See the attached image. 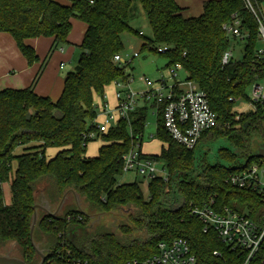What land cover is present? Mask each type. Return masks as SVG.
Wrapping results in <instances>:
<instances>
[{"label":"trees","instance_id":"obj_1","mask_svg":"<svg viewBox=\"0 0 264 264\" xmlns=\"http://www.w3.org/2000/svg\"><path fill=\"white\" fill-rule=\"evenodd\" d=\"M138 1L151 36L131 25L134 0H0V32L14 37L29 64L39 57L28 39L46 36L54 40L29 87L0 90V238L30 243L33 205L47 202L54 211L69 191L74 204V193L78 195L80 208L65 206L56 216H47L41 210L39 231L47 237L64 232L63 238L75 253L93 264L143 261L158 253L160 242L176 237L186 238L200 261L221 264L213 250L228 251L226 246L213 231L205 233L201 221L188 216L187 206L190 201L201 203L216 195L219 203L247 212L259 223L264 217V205L256 192L226 182L231 172L259 160L253 150V133H259L264 141L260 112L239 113L234 108L239 98L247 96L251 85L264 78V59L256 55L257 21L247 8L249 1L262 12L264 0H206L203 12L195 17H185L176 0ZM235 15L249 36L243 58L223 64L222 55L233 38L225 26ZM73 18L87 26L81 52L74 70L65 75L60 97L53 101L38 95L34 87L51 53L68 43ZM125 33L141 38V50L150 53L167 46L168 51L162 54L166 66L181 63L187 77L207 93L219 124L204 133L200 142L231 140L237 154L219 148L220 156L233 161L230 165L203 162L198 169L196 148L189 150L176 142L160 113L156 117V137L163 146L159 154L146 156L164 164L168 182L161 177L149 180L148 198L139 183H118L117 177L123 174L122 155L145 132L146 105L132 113L130 124L119 120L101 134L98 153L87 155L88 134L97 130L93 123L98 114L95 96L103 100L113 81L130 78L127 66L114 61V56L125 50ZM19 146L23 151L16 154ZM49 148L55 149L53 156L47 155ZM236 158L245 161L238 163ZM4 182H10V204H5ZM95 213L122 216L129 224L119 226V231H91L87 224ZM79 217L83 221H78ZM135 230L137 236L132 237ZM118 232L131 238L123 242ZM52 248L48 247V254Z\"/></svg>","mask_w":264,"mask_h":264},{"label":"built area","instance_id":"obj_2","mask_svg":"<svg viewBox=\"0 0 264 264\" xmlns=\"http://www.w3.org/2000/svg\"><path fill=\"white\" fill-rule=\"evenodd\" d=\"M90 2L92 3L93 0ZM247 8L257 21L258 40L264 44V15L249 1H247ZM225 27L234 39L245 40L249 36L248 30L244 29L243 22L237 15ZM167 51L168 47L165 45L157 48L160 54ZM139 55L140 52L137 50L133 53L123 51L114 56V61L119 65L129 66L132 59ZM232 55L230 49L226 50L222 55V63H229L233 59ZM256 55L264 59V47L263 49L256 48ZM168 69L171 73L168 80L162 77L158 81H153L148 76H141L139 81L146 84V90L134 91L130 87L133 78L127 81H113L116 88L115 104L111 106L108 103L106 94L102 103L96 104L98 114L93 123L97 130L90 132L88 137L93 139L96 135L106 133L111 127L116 126L119 120H125L130 124L132 113L137 108L146 105L149 109L152 108L156 117L162 113L165 127L176 142L189 150L196 148L203 134L218 126V113L211 107L207 93L196 82L188 77L184 80L178 78V71L183 69L181 63H176ZM263 80L264 78L251 85L248 108L242 112L259 111L260 119L264 124ZM143 138L144 134H141L140 139H137L130 150L122 155L123 172L135 171L149 180L161 177L168 182L169 175L164 164L149 158L143 152ZM226 182L238 189L256 192L264 205V157L231 172ZM187 210L189 217L203 223L205 233L213 231L218 240L230 251L218 248L213 250V256L219 258L221 264H264V217L259 223L247 212H241L229 205L219 203L216 195H211L201 203L190 201ZM68 219H72V216H68ZM78 221L83 220L79 217ZM63 235L64 232L58 234L60 240L51 249V254H48L45 264H93L89 258L76 254ZM129 263L207 264L198 259L189 241L183 237H176L169 242H160L157 254L143 261L133 260Z\"/></svg>","mask_w":264,"mask_h":264},{"label":"rangeland","instance_id":"obj_3","mask_svg":"<svg viewBox=\"0 0 264 264\" xmlns=\"http://www.w3.org/2000/svg\"><path fill=\"white\" fill-rule=\"evenodd\" d=\"M261 11L264 15V3L261 5ZM76 20V18L72 19V22ZM79 20V19H77ZM81 22V21H78ZM131 25L133 28L137 29L138 31L142 32L146 36H151V28L148 22V19L146 17V14L144 13L140 2L138 0H134V6H133V18L131 20ZM122 39L125 44V50L126 52H131L137 50L140 52V55L136 58H133L132 63L126 67V71L130 74V79H132L130 83V87L134 91H141L146 90L147 86L145 83H142L139 81V78L141 76H148L153 81H158L162 77H165L167 80L169 79L171 73L166 66L167 60L166 58L160 54V53H150L145 50H141V44L142 39L139 37H135L130 33H125L122 36ZM245 40L242 39H233L230 40L229 49L232 51V57L234 60H241L243 58L244 53V43ZM133 45V46H131ZM63 47H67V45H64ZM264 44L260 41L257 43V49H263ZM76 48V53L74 60L71 64L67 65L65 68L66 74L69 71L74 70V66L78 62V57L80 55L81 49L80 47L74 46ZM187 77V73L185 70H179L178 71V78L181 80H184ZM264 83V80H263ZM115 91L116 88L114 85L110 86L108 90L106 91V99L110 104H113L115 101ZM248 95H250V89L247 90V96L239 98L235 103V110L237 112L245 111V109L248 108ZM95 103L97 105H100L102 103L101 98H96ZM156 116L153 114L152 108L149 109L148 117H147V125L144 132V138H143V144L142 148L144 151L148 153H160L162 149V142L159 141L156 137ZM252 139L254 140L252 142L253 144V150H256L259 144L262 142V137L259 133H253ZM102 143V135H96L93 139L89 140L87 143V154L88 156H95L98 153V149ZM227 148L232 150L237 154V148L234 146L233 142L231 140H228L227 138H216V139H209V140H203L199 142V144L196 147V161H197V168L200 169V166L203 164V162H207L210 164H224V165H230L231 161L228 158H224L223 156H220L219 154V148ZM23 151V147L19 146L15 149L16 154H20ZM47 155H52V149H47ZM54 155V153H53ZM52 155V156H53ZM237 162L244 163V159L236 158ZM16 163H14V166ZM118 183H132L137 182L141 186L145 198L149 197L148 192V183L149 179L144 177L143 175L135 172V171H127L123 172L122 175L117 177ZM3 191L5 196V202L11 203V192H10V182H4L3 183ZM40 201V200H39ZM40 203V202H39ZM67 204V205H66ZM65 206H68L70 208H77L79 205L76 203L74 204V199L72 197V194H68L66 201L63 205V209ZM83 208H86L85 205H81ZM61 210V212L63 211ZM39 211V217L41 214V209H38ZM37 224V223H36ZM126 219L122 216H109V215H102L98 216L96 218H90L87 224V228L91 231H100V230H116L119 231V226L121 225H127ZM137 230L132 231V237L137 236ZM119 233V232H118ZM41 239L39 240V238ZM119 238L123 242H127L131 237L128 234H122L119 233ZM34 240L35 243L38 244L39 242H43L44 246H48L50 248L54 247L58 241V236H45L44 233L39 231V226L35 227L34 230Z\"/></svg>","mask_w":264,"mask_h":264},{"label":"crops","instance_id":"obj_4","mask_svg":"<svg viewBox=\"0 0 264 264\" xmlns=\"http://www.w3.org/2000/svg\"><path fill=\"white\" fill-rule=\"evenodd\" d=\"M176 1L182 7V13L185 17H195L203 12V3L206 0ZM78 21L81 20L76 19L72 22L71 31L68 35V43L65 44L67 47L57 48L47 59L41 77L34 87L38 95L47 96L53 101H57L60 97L64 88L66 75L64 70L66 66L71 64L74 60L76 53V48H74V46L80 47L87 27L83 21ZM27 42L34 47L39 57V60L33 64L28 63L25 56L20 52L14 37L10 33L0 32V90L5 88L21 89L29 87L53 46L54 40L53 37L41 36L28 39ZM112 85L114 84L111 83L106 88V91ZM96 98L100 97L95 96V99ZM114 104L115 101L110 105L113 106ZM161 146H163V143ZM49 149H52L53 155L55 149ZM143 152L146 154H159L148 153L144 150Z\"/></svg>","mask_w":264,"mask_h":264},{"label":"flooded vegetation","instance_id":"obj_5","mask_svg":"<svg viewBox=\"0 0 264 264\" xmlns=\"http://www.w3.org/2000/svg\"><path fill=\"white\" fill-rule=\"evenodd\" d=\"M5 204L10 203L5 202ZM41 237L42 236H40L39 240L41 239ZM35 245L37 246L38 251H36L35 246L32 244L31 240L30 243L22 244L14 238H0V256H9L12 258L20 259L24 262V264H40L44 256L45 259L43 264H45L46 258L48 256V246H44V243L42 241L38 244L35 243Z\"/></svg>","mask_w":264,"mask_h":264},{"label":"water","instance_id":"obj_6","mask_svg":"<svg viewBox=\"0 0 264 264\" xmlns=\"http://www.w3.org/2000/svg\"><path fill=\"white\" fill-rule=\"evenodd\" d=\"M263 127H264V124H263ZM255 153L259 157H264V143H261L258 145ZM69 193H70L69 191L64 193L63 197L61 198V200L57 206V208L54 211H51L50 206L47 202L36 203L33 205L34 212H33V218H32V222H31V226H30L29 236H30V240H31L32 244L35 246L36 251H38V248L34 242V230H35L36 223H37L38 217H39L38 209H41L42 211H44L45 215H47V216L58 215L61 212V210L63 209V205H64L66 198H67ZM74 196H75L77 204L79 205L78 208H80L79 197L76 193H74ZM90 216L92 218L98 217V216H100V213L91 214ZM41 256H43V255H41ZM44 259H45V257L43 256V260L40 264H43ZM0 264H24V262L20 259L12 258L9 256H0Z\"/></svg>","mask_w":264,"mask_h":264}]
</instances>
